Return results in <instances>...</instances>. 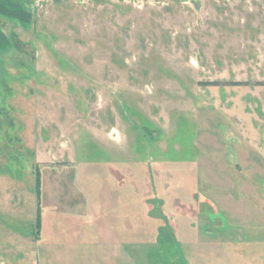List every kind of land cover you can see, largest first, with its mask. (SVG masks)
Returning <instances> with one entry per match:
<instances>
[{"label": "rangeland", "instance_id": "obj_1", "mask_svg": "<svg viewBox=\"0 0 264 264\" xmlns=\"http://www.w3.org/2000/svg\"><path fill=\"white\" fill-rule=\"evenodd\" d=\"M23 7L0 264H264V0Z\"/></svg>", "mask_w": 264, "mask_h": 264}, {"label": "crops", "instance_id": "obj_2", "mask_svg": "<svg viewBox=\"0 0 264 264\" xmlns=\"http://www.w3.org/2000/svg\"><path fill=\"white\" fill-rule=\"evenodd\" d=\"M24 1L0 0V51H10L14 48L13 39L1 20L18 21L24 14L27 15L28 12L23 7Z\"/></svg>", "mask_w": 264, "mask_h": 264}, {"label": "trees", "instance_id": "obj_3", "mask_svg": "<svg viewBox=\"0 0 264 264\" xmlns=\"http://www.w3.org/2000/svg\"><path fill=\"white\" fill-rule=\"evenodd\" d=\"M40 180H41V175H40V173L38 172V174H37V185H38V187H40ZM41 216V215H40ZM40 219H41V217H40ZM39 219V220H40Z\"/></svg>", "mask_w": 264, "mask_h": 264}]
</instances>
